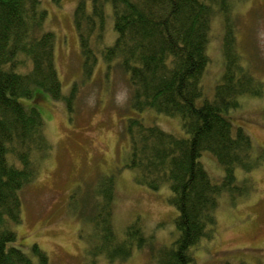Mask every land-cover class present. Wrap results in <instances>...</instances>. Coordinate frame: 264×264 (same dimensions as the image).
Returning <instances> with one entry per match:
<instances>
[{
  "label": "trees",
  "instance_id": "obj_1",
  "mask_svg": "<svg viewBox=\"0 0 264 264\" xmlns=\"http://www.w3.org/2000/svg\"><path fill=\"white\" fill-rule=\"evenodd\" d=\"M104 1L112 9L116 33L112 45L102 43ZM237 1L92 0L89 10L85 0L77 2L73 17L83 77L95 73L99 55L107 72L117 62L127 74L132 108L179 116L185 131V136L167 132L145 123L138 114L124 125L129 141L125 165L135 171V180L150 189L169 187L168 202L176 209L178 231L171 247L154 255L139 219L118 238L112 222V173L102 177L99 192L79 202L76 212L79 230L90 234L89 264L99 255L110 261L128 258L135 246L148 249L155 264H194L190 248L213 236L220 195L227 192L234 199L250 189L246 177L237 182L236 171L249 172L259 166L264 150L254 148L245 126L234 121L233 115L241 96L263 93L264 79L243 63L236 50L237 20L232 12ZM52 2L59 5L61 0ZM215 15L222 16L223 72L208 98L201 80L209 61L206 47ZM46 17L40 0H0V264L49 262L35 242L33 261L14 229L21 222V191L35 181L39 163L52 150L44 134L40 98L47 93L66 99L71 107L70 96L62 94L54 58L56 36L44 29ZM23 98L28 99L26 103ZM202 151L212 153L222 167L219 180L210 178L199 161ZM78 199L72 192L70 206L77 209Z\"/></svg>",
  "mask_w": 264,
  "mask_h": 264
},
{
  "label": "rangeland",
  "instance_id": "obj_2",
  "mask_svg": "<svg viewBox=\"0 0 264 264\" xmlns=\"http://www.w3.org/2000/svg\"><path fill=\"white\" fill-rule=\"evenodd\" d=\"M79 0H40L47 11L44 29L56 36L54 58L66 99L44 93L39 110L44 118V134L52 144L50 155L39 163L38 177L21 191V222L14 226L18 242L33 261L35 242L48 256V264H89L86 248L88 230H79V202L88 201L102 186V177L114 175L112 222L118 238L128 225L139 219L154 255L171 247L177 238L175 207L168 202L167 184L150 189L135 180V171L126 167L129 141L124 131L126 120L137 114L147 124L185 136L179 116H169L153 108L141 112L132 108L127 74L117 62L108 68L98 56L94 74L84 78L82 55L74 23ZM88 10L92 0H85ZM104 45L115 40L111 4L104 1ZM236 18L238 51L243 63L264 79V0H238L232 12ZM222 16L212 20L206 52L208 65L201 83L204 96L212 98L223 72ZM250 97V98H249ZM23 98L22 102L27 101ZM28 103V102H27ZM29 104V103H28ZM70 104V103H69ZM238 112V113H237ZM234 121L243 124L255 149L264 150V89L261 95L241 96ZM199 161L210 178L219 180L223 169L215 156L202 151ZM240 171V170H238ZM236 171V180L249 179L250 189L232 199L227 192L218 198L213 236L190 248L194 264L230 260L233 264H264V160L249 172ZM76 191L77 207L70 206ZM94 264H155L148 249L133 247L128 258L108 260L96 257Z\"/></svg>",
  "mask_w": 264,
  "mask_h": 264
}]
</instances>
